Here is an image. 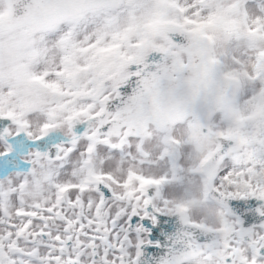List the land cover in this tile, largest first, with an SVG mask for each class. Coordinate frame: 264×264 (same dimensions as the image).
I'll use <instances>...</instances> for the list:
<instances>
[{
	"label": "snow or ice",
	"instance_id": "6c2138e0",
	"mask_svg": "<svg viewBox=\"0 0 264 264\" xmlns=\"http://www.w3.org/2000/svg\"><path fill=\"white\" fill-rule=\"evenodd\" d=\"M0 264H264V0H0Z\"/></svg>",
	"mask_w": 264,
	"mask_h": 264
}]
</instances>
